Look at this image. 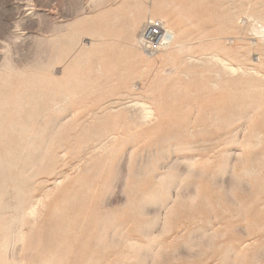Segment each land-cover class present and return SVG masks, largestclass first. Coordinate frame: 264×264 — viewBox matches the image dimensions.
<instances>
[{
  "label": "rangeland",
  "instance_id": "obj_1",
  "mask_svg": "<svg viewBox=\"0 0 264 264\" xmlns=\"http://www.w3.org/2000/svg\"><path fill=\"white\" fill-rule=\"evenodd\" d=\"M0 264H264V0H0Z\"/></svg>",
  "mask_w": 264,
  "mask_h": 264
},
{
  "label": "bare ground",
  "instance_id": "obj_2",
  "mask_svg": "<svg viewBox=\"0 0 264 264\" xmlns=\"http://www.w3.org/2000/svg\"><path fill=\"white\" fill-rule=\"evenodd\" d=\"M157 25L158 26L155 25V22H149L146 24V26H144L143 29H140L141 31L138 35V42L140 43V41L142 40V37H143V38H145V40H147V42L151 48V46L153 45V42L156 45L159 44L161 37L163 39H170V37L171 38L173 37L172 34L169 33V31H163L161 25L158 22H157ZM154 28L156 29V31H154ZM141 46H143V45H141Z\"/></svg>",
  "mask_w": 264,
  "mask_h": 264
},
{
  "label": "built area",
  "instance_id": "obj_3",
  "mask_svg": "<svg viewBox=\"0 0 264 264\" xmlns=\"http://www.w3.org/2000/svg\"><path fill=\"white\" fill-rule=\"evenodd\" d=\"M155 25L158 26V25H157V22H155ZM154 31H156L155 28H154ZM151 48H153V49L156 50V49L158 48V45L154 44V42H153V45L151 46Z\"/></svg>",
  "mask_w": 264,
  "mask_h": 264
}]
</instances>
